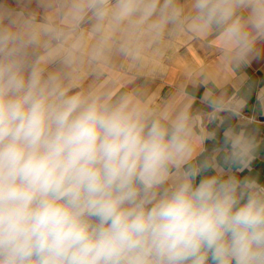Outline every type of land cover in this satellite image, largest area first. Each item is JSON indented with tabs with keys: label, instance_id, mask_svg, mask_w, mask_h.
<instances>
[{
	"label": "clouds",
	"instance_id": "clouds-1",
	"mask_svg": "<svg viewBox=\"0 0 264 264\" xmlns=\"http://www.w3.org/2000/svg\"><path fill=\"white\" fill-rule=\"evenodd\" d=\"M45 10L38 20L0 3V264H264V178L246 126L225 123L209 151L186 98L79 87L85 62L143 65L186 36L214 37L222 65L246 69L264 59V0ZM250 97L204 104L215 125Z\"/></svg>",
	"mask_w": 264,
	"mask_h": 264
},
{
	"label": "crops",
	"instance_id": "crops-1",
	"mask_svg": "<svg viewBox=\"0 0 264 264\" xmlns=\"http://www.w3.org/2000/svg\"><path fill=\"white\" fill-rule=\"evenodd\" d=\"M18 11L35 15L38 20L45 15V0H0ZM91 44V40H88ZM214 37H178L167 40L153 52L143 65L133 64L123 56L114 55L104 64L85 62L80 71L79 87L110 88L116 93L135 92L155 104L186 98L197 116L198 128L209 137V151L219 142L225 123L246 126L259 145L253 172L264 178V113L258 114L256 100L264 89V59L240 71L226 69ZM251 92L247 107L226 122L223 115L215 117L204 104V96L226 94L243 96ZM215 137V139H213Z\"/></svg>",
	"mask_w": 264,
	"mask_h": 264
}]
</instances>
